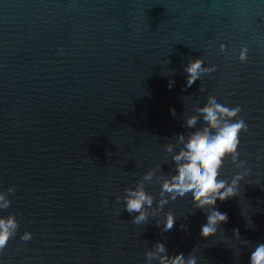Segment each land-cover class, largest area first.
<instances>
[{"label": "water", "instance_id": "95a60500", "mask_svg": "<svg viewBox=\"0 0 264 264\" xmlns=\"http://www.w3.org/2000/svg\"><path fill=\"white\" fill-rule=\"evenodd\" d=\"M210 102L239 107L248 131L221 171L243 174L241 191L204 239L191 201L158 202L166 146L190 117L203 132ZM141 183L154 199L136 223L124 197ZM0 192L18 223L0 264H149L157 242L170 259L248 264L264 243V0H0Z\"/></svg>", "mask_w": 264, "mask_h": 264}, {"label": "clouds", "instance_id": "9594fccd", "mask_svg": "<svg viewBox=\"0 0 264 264\" xmlns=\"http://www.w3.org/2000/svg\"><path fill=\"white\" fill-rule=\"evenodd\" d=\"M186 71L189 73V84L195 83L201 71L200 62H192ZM171 84L170 81L169 88ZM171 111L172 115H175L174 109ZM240 111L239 107L229 108L220 103L210 102L206 108L200 110L199 119L202 121L204 131H197V118L190 117L186 121L190 133L187 139L183 134L178 135L179 151L174 152L175 145L166 146V151L173 153L171 162L174 174L161 178L159 208H162L169 199L180 203L191 201L196 210L206 215V222L200 228V234L204 239L215 236L220 225L227 223V213L217 208V202L223 203L237 197L241 191V181L245 180L241 173L234 175L230 181L221 176L224 161L228 158L235 161L238 157L240 134L248 131L244 120L237 119ZM153 175L154 172L146 173L144 180H151ZM14 191V188L8 189V192ZM125 191L126 211L139 213L133 218L134 222L145 221L149 215L147 208L153 204V196L145 190L143 183ZM10 204L7 193L0 192V209L7 208ZM157 224L159 226V222ZM174 224L175 218L169 212L165 217L163 231L170 236L174 231ZM17 227L14 214L0 216V251L7 245ZM234 234L238 239L239 230H234ZM31 238L30 232H25L21 237L25 241ZM146 255L149 264L152 259H157L159 264H197L195 256L170 259L164 244L160 242H157L154 252L150 251ZM248 264H264V243L255 245Z\"/></svg>", "mask_w": 264, "mask_h": 264}]
</instances>
